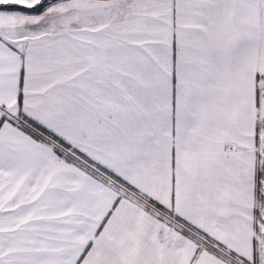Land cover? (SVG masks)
I'll use <instances>...</instances> for the list:
<instances>
[{"label": "snow or ice", "instance_id": "6c2138e0", "mask_svg": "<svg viewBox=\"0 0 264 264\" xmlns=\"http://www.w3.org/2000/svg\"><path fill=\"white\" fill-rule=\"evenodd\" d=\"M0 264H264V0H0Z\"/></svg>", "mask_w": 264, "mask_h": 264}]
</instances>
